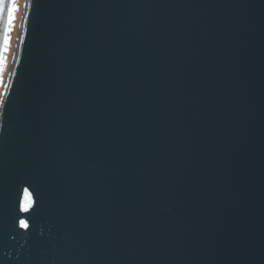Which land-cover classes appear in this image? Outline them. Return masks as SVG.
<instances>
[{"label":"water","instance_id":"water-1","mask_svg":"<svg viewBox=\"0 0 264 264\" xmlns=\"http://www.w3.org/2000/svg\"><path fill=\"white\" fill-rule=\"evenodd\" d=\"M23 18L0 264H264V0H27Z\"/></svg>","mask_w":264,"mask_h":264},{"label":"flooded vegetation","instance_id":"flooded-vegetation-1","mask_svg":"<svg viewBox=\"0 0 264 264\" xmlns=\"http://www.w3.org/2000/svg\"><path fill=\"white\" fill-rule=\"evenodd\" d=\"M25 2L26 0H5L4 10L2 15H0V106L8 89V82L11 75L10 71L13 66V59L18 43L17 39L20 33V16L25 8ZM13 5H15L14 10ZM10 11L13 19L9 26L8 16ZM5 35L10 38L7 44L5 43Z\"/></svg>","mask_w":264,"mask_h":264},{"label":"snow or ice","instance_id":"snow-or-ice-1","mask_svg":"<svg viewBox=\"0 0 264 264\" xmlns=\"http://www.w3.org/2000/svg\"><path fill=\"white\" fill-rule=\"evenodd\" d=\"M4 3H5V0H0V15H2L3 13V10H4ZM15 9V5H13V10ZM13 19V16L11 14V11L9 12V16H8V20H9V26L11 25V21ZM7 31V30H6ZM9 37L7 35H5V43L7 44L9 42ZM24 200L21 204V209L23 211H28L29 210V207H30V203H29V197H30V193H29V190L28 188H25L24 189ZM19 225L20 227L22 228H25V229H28L30 227V224L25 220V219H20L19 220Z\"/></svg>","mask_w":264,"mask_h":264},{"label":"rangeland","instance_id":"rangeland-1","mask_svg":"<svg viewBox=\"0 0 264 264\" xmlns=\"http://www.w3.org/2000/svg\"><path fill=\"white\" fill-rule=\"evenodd\" d=\"M25 10V9H24ZM24 10H23V12H22V14H21V16H20V18H21V22H22V20H23V15H24ZM21 22H20V26H21Z\"/></svg>","mask_w":264,"mask_h":264},{"label":"bare ground","instance_id":"bare-ground-1","mask_svg":"<svg viewBox=\"0 0 264 264\" xmlns=\"http://www.w3.org/2000/svg\"><path fill=\"white\" fill-rule=\"evenodd\" d=\"M25 12H26V9H25ZM25 12H24V14H25ZM21 36V35H20ZM18 41H20V37L18 36V39H17Z\"/></svg>","mask_w":264,"mask_h":264}]
</instances>
